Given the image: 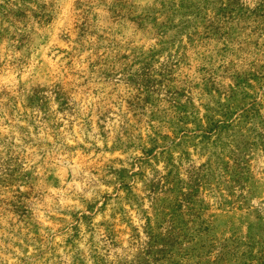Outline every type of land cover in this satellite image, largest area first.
Here are the masks:
<instances>
[{
    "label": "rangeland",
    "instance_id": "374dc122",
    "mask_svg": "<svg viewBox=\"0 0 264 264\" xmlns=\"http://www.w3.org/2000/svg\"><path fill=\"white\" fill-rule=\"evenodd\" d=\"M0 264H264V0H0Z\"/></svg>",
    "mask_w": 264,
    "mask_h": 264
}]
</instances>
